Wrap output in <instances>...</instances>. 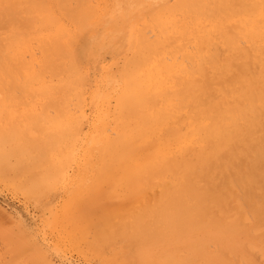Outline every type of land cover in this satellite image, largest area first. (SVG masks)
<instances>
[{"label": "rangeland", "instance_id": "rangeland-1", "mask_svg": "<svg viewBox=\"0 0 264 264\" xmlns=\"http://www.w3.org/2000/svg\"><path fill=\"white\" fill-rule=\"evenodd\" d=\"M90 1L96 14L84 29H77L60 16L73 36L58 60L65 74L54 75L49 68L41 70L43 82L53 90L52 98L40 93L39 84H33V92L26 93L15 87L10 89L9 78L1 77L0 138L11 140L2 145L7 156L0 163V264H171L166 257L170 248L164 241L150 249L141 261L135 230H140V212L158 207L166 188L173 186L176 179L184 178V168L167 172L165 178L126 182L121 176H129L128 172L115 171L110 166L131 165L132 157L144 162L150 148L161 142L169 143L172 132H177L180 138L192 130L186 110L193 109L191 98L182 101L171 96L167 102L161 97V90L171 94L185 90L184 85L191 82V90L194 95L200 93L204 105L226 107L236 102L231 95V79L238 80L242 73L256 79L264 73V43L244 37V19H222L221 26H218L221 22L202 21L194 26L189 16L171 12L178 0ZM54 2L48 0L49 6H54ZM75 5L72 2L71 6ZM153 16L165 23L167 38L152 26ZM28 19V15L19 17L21 23ZM12 32L4 18L0 22V47L8 43ZM145 35L154 45V55L149 56L144 73L159 67L165 69L159 76L162 85L155 90L154 98L156 109L168 115L164 124L131 134L121 127L133 129L143 119L152 120L156 112L141 102L139 112L129 117L122 114L119 106L127 86L126 70L139 53ZM157 42L159 46L155 47ZM0 53L3 54L1 49ZM31 57L37 60L36 68L40 69L43 54L37 40L32 41L30 52L25 54L27 61ZM69 70L73 71L75 83L71 95L64 99L58 87ZM53 101L64 102L65 109L51 107ZM262 114L255 131L257 139L264 137ZM14 129L17 136L9 137ZM120 133H129L135 150L108 161V139H115ZM50 134L62 140L54 144L55 148L45 143ZM248 139L243 132L223 148L203 184L208 193L223 197L222 211L215 210L216 215L228 222L237 218L239 228L249 230L251 236H239L236 244L229 247L208 242V258L213 259L199 258L193 264H264V188L259 183L261 176L256 173L259 154ZM180 143L177 139L170 141L177 162L193 163L198 152L211 151V144L201 137H195L186 149H180ZM28 148L32 149L30 155H23L22 151ZM38 148L47 152L51 167L40 166ZM26 170L32 172V178ZM252 213L262 220L256 228L257 219ZM159 229L165 232L164 227ZM178 246L174 253L179 259L194 260L190 249Z\"/></svg>", "mask_w": 264, "mask_h": 264}, {"label": "bare ground", "instance_id": "bare-ground-1", "mask_svg": "<svg viewBox=\"0 0 264 264\" xmlns=\"http://www.w3.org/2000/svg\"><path fill=\"white\" fill-rule=\"evenodd\" d=\"M72 2L76 4L74 7L71 6ZM53 4L54 6H49L48 0H0L2 20L5 18L7 24L13 29L8 43L0 47L3 52V54L0 53V83L3 82L1 79L2 75L7 76L9 78L7 84L10 89L11 87L12 89L15 87L16 90L20 89L21 92H33L31 89L32 85L39 84L41 85L40 93L43 96L52 98L54 96L53 90L43 82V72L41 70L49 68L54 75L65 74V68H63L58 60L64 55L65 49L68 47V41L73 36L70 35L69 30L62 24L60 16L66 17L77 29L82 30L88 26L96 14V10L90 0H55ZM215 5L216 7H214ZM171 12L178 14L181 12L182 16H189L188 18L194 26H199L202 21L217 22L219 24L222 19H244L246 26L244 37L261 40L264 43V0H178L176 5L172 7ZM23 15H28L30 19L21 23L19 17ZM4 23L6 22L4 21ZM152 24L154 28L157 27L163 37L166 36L165 23L159 17L153 16ZM221 24L222 22L218 26H221ZM166 38L163 40H166ZM33 40L39 42L43 54V65L40 69L36 68L37 60L34 57H31L30 61L25 59V54L31 50ZM156 44L158 45L155 47L159 46L158 42ZM162 44L164 45V43ZM150 55H154V45L145 35L139 53L130 64V68L126 70L127 86L125 93L121 96L119 106L122 114L129 117L136 115L139 112V108L144 105L145 107H151L156 112L152 116V120L143 119L133 129H128L126 126L121 127L123 132L127 130L131 134H136L139 131L151 128L153 125L155 128L157 125L164 124V117L168 115L163 110L156 109L157 99L154 98L156 95L154 93L155 90L161 88L162 85L159 76L165 69L159 67L156 71L144 73L149 65ZM68 72L67 76L60 80L61 82L58 87V92L64 99L71 95L72 86L75 83L72 79L73 71L69 70ZM245 75L246 73H242L238 80L234 78L229 81L232 85L231 95L236 102L226 107L213 106L212 104L204 105V102L200 101V93L194 95V92L191 90V82L184 85L185 90L171 92V94L165 90H161L160 95L167 102L170 101L171 96L175 100H178V97L181 100L189 97L193 101L191 105L195 111L190 107H188L190 109H186L189 125L192 130L183 134L180 138L177 132H172L170 141L177 139L181 141L178 147L186 149L195 137L207 140L211 144V151L207 154L203 151L198 152L196 162L185 164L184 161H175L169 141L168 144L167 142H161L160 145L152 149L150 148V155L146 156L147 159L144 162L139 161V158L132 157L133 164L128 159L131 165H122L116 168L110 166L115 171L122 170L123 173L128 172L129 176H121L122 180L126 182L133 179H138L140 182L143 179L149 181L154 178H165L167 172L173 173L180 166L185 171L182 180L176 179L173 186L166 188L165 196L160 200L161 202L158 204V207L154 209L147 208L140 212L138 219L140 230L139 232L135 231L136 234L138 233V236H136L138 243L137 252L141 261L148 256L150 249L157 247L162 241L170 248L169 250L166 249V257L169 258L171 264H193V261L199 258H203L202 260L213 259L208 258L209 256L206 251V244L208 242L213 241L222 247L223 245L229 247L236 244L235 239L239 236H251L249 230L242 231L239 228V224L241 223L237 221V218L235 222H228L222 216L216 215L215 210L219 211L221 209L223 197L218 193H208L207 187L203 184V181L208 180L209 168L213 165L214 160L220 157L221 150L228 146L232 140L241 137L243 132H246L253 150H256L259 154L260 166L256 170V173L257 176L258 174L261 176L259 183L264 188V137L259 136L258 139L255 137L256 128L261 122L262 113H264V73H261L256 79L247 78ZM181 82L183 81L181 80ZM141 102L143 103L142 106H140ZM49 105L65 109L64 102L53 101ZM17 133V130L14 129L12 135L9 137L15 138ZM126 134L120 133L115 139H108L109 143L106 148L108 158L106 160L113 161L118 159L115 157L130 155L129 151L135 150V146L131 144L129 133ZM6 140L9 141L11 139L7 137L0 138V163L7 156V153L2 150V145ZM61 142L60 137L51 134L45 140V143L52 148L56 147L54 144L58 145ZM29 149L22 151L23 155L26 153L30 155ZM145 155L143 156L145 157ZM38 156H40L39 164L41 167H51L52 161L50 162V159L46 157L47 152L44 148L42 151L38 148ZM245 170L248 171L247 169ZM29 171L27 173H29L28 176L30 177L32 172L30 174ZM112 173L114 172L112 171ZM250 174H254V171H250ZM148 213L150 214L149 216H147ZM96 216H100V214ZM256 219L257 222L254 228L262 224L260 218L256 217ZM160 224L161 226H159ZM161 227H164L165 232L159 229ZM178 244L190 249L194 253V260L179 259L174 253L179 248Z\"/></svg>", "mask_w": 264, "mask_h": 264}]
</instances>
